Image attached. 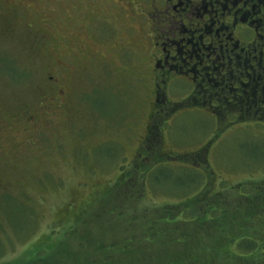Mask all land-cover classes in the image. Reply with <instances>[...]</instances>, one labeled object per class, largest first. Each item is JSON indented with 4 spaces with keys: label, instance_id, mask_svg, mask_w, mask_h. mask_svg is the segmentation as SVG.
Instances as JSON below:
<instances>
[{
    "label": "rangeland",
    "instance_id": "rangeland-1",
    "mask_svg": "<svg viewBox=\"0 0 264 264\" xmlns=\"http://www.w3.org/2000/svg\"><path fill=\"white\" fill-rule=\"evenodd\" d=\"M9 1L0 0V264L52 250L77 221L105 236L115 223L109 239L139 236L138 193L150 217L202 186L264 180V135L217 131L203 112L164 113L149 23L133 0ZM50 75L59 84L49 102L40 91ZM186 95L171 91L170 104Z\"/></svg>",
    "mask_w": 264,
    "mask_h": 264
},
{
    "label": "flooded vegetation",
    "instance_id": "flooded-vegetation-1",
    "mask_svg": "<svg viewBox=\"0 0 264 264\" xmlns=\"http://www.w3.org/2000/svg\"><path fill=\"white\" fill-rule=\"evenodd\" d=\"M133 3L149 23L155 69L159 68L153 78L155 96L158 103L166 102L164 113L203 112L213 119L217 131L229 127L230 134L252 129L264 135V0ZM58 80L50 75L47 88L40 91L49 102ZM174 90L187 95L170 104ZM194 154L204 155L203 150Z\"/></svg>",
    "mask_w": 264,
    "mask_h": 264
},
{
    "label": "trees",
    "instance_id": "trees-1",
    "mask_svg": "<svg viewBox=\"0 0 264 264\" xmlns=\"http://www.w3.org/2000/svg\"><path fill=\"white\" fill-rule=\"evenodd\" d=\"M213 188L202 186L150 217L143 216L148 210L141 209L145 197L138 193L134 211L141 216L130 226L139 236L109 239L115 223L105 236L77 221L65 235L53 234L55 248L40 249L21 264H264V180Z\"/></svg>",
    "mask_w": 264,
    "mask_h": 264
}]
</instances>
